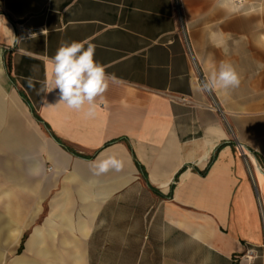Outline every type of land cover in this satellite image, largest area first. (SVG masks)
<instances>
[{
	"label": "crops",
	"instance_id": "obj_1",
	"mask_svg": "<svg viewBox=\"0 0 264 264\" xmlns=\"http://www.w3.org/2000/svg\"><path fill=\"white\" fill-rule=\"evenodd\" d=\"M65 41L116 78L92 118L49 85ZM0 264H264V0H0Z\"/></svg>",
	"mask_w": 264,
	"mask_h": 264
},
{
	"label": "clouds",
	"instance_id": "obj_2",
	"mask_svg": "<svg viewBox=\"0 0 264 264\" xmlns=\"http://www.w3.org/2000/svg\"><path fill=\"white\" fill-rule=\"evenodd\" d=\"M95 45L84 42H62L51 58V79L49 85L56 92V103L65 105L67 109L82 113L85 118L96 115L97 100L103 102V95L110 83L115 82L114 75L108 74L102 64L95 60ZM240 84L235 67L228 62H221L208 78L201 82L198 91L229 90ZM47 100V97H44ZM95 176L110 171L119 172L124 168V161L113 154L104 159L97 158L89 162Z\"/></svg>",
	"mask_w": 264,
	"mask_h": 264
},
{
	"label": "built area",
	"instance_id": "obj_3",
	"mask_svg": "<svg viewBox=\"0 0 264 264\" xmlns=\"http://www.w3.org/2000/svg\"><path fill=\"white\" fill-rule=\"evenodd\" d=\"M177 8H179V0H174ZM247 260H253L255 258L258 257L257 253L255 250H248L246 253H245V256H244Z\"/></svg>",
	"mask_w": 264,
	"mask_h": 264
},
{
	"label": "trees",
	"instance_id": "obj_4",
	"mask_svg": "<svg viewBox=\"0 0 264 264\" xmlns=\"http://www.w3.org/2000/svg\"><path fill=\"white\" fill-rule=\"evenodd\" d=\"M211 162H212V160H211ZM202 174H204V173H202Z\"/></svg>",
	"mask_w": 264,
	"mask_h": 264
}]
</instances>
